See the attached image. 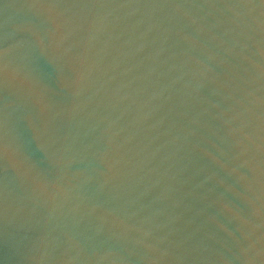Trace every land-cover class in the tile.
<instances>
[{
	"label": "water",
	"instance_id": "obj_1",
	"mask_svg": "<svg viewBox=\"0 0 264 264\" xmlns=\"http://www.w3.org/2000/svg\"><path fill=\"white\" fill-rule=\"evenodd\" d=\"M264 206V0H0V264H128Z\"/></svg>",
	"mask_w": 264,
	"mask_h": 264
}]
</instances>
